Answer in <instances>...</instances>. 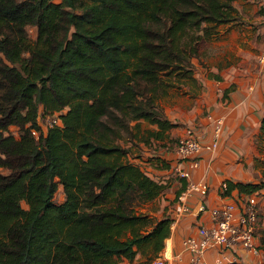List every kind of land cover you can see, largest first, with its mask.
<instances>
[{
    "label": "trees",
    "instance_id": "trees-1",
    "mask_svg": "<svg viewBox=\"0 0 264 264\" xmlns=\"http://www.w3.org/2000/svg\"><path fill=\"white\" fill-rule=\"evenodd\" d=\"M233 2L0 0V264L159 257L173 221L154 225L136 207L168 186L120 141L171 139L179 125L159 100L185 83L199 86L192 60L220 27L238 23ZM55 113L62 126L36 141L39 116ZM142 122L157 129L140 138ZM256 142L264 167V118ZM260 181L228 182L226 195L260 192L264 173Z\"/></svg>",
    "mask_w": 264,
    "mask_h": 264
},
{
    "label": "crops",
    "instance_id": "crops-1",
    "mask_svg": "<svg viewBox=\"0 0 264 264\" xmlns=\"http://www.w3.org/2000/svg\"><path fill=\"white\" fill-rule=\"evenodd\" d=\"M233 5L239 17L245 13L255 24L264 23V0H234ZM259 34L260 30L250 40H246L244 48L241 44H237L236 49L222 48L221 57L213 53L211 56L209 54L194 58V78L201 90L194 106L190 111L182 110L177 116H172L168 110L164 111L172 123L185 126L182 130L179 127L173 129L178 135L182 137L186 129H193L206 145L212 140L215 120L223 118L225 121L218 149L214 152L204 150L196 169L185 165L190 171L189 180L179 179L171 174V165L177 162L176 154L172 153L160 157L163 160H156L163 165L162 169H150V173L148 172L153 180L168 187L156 200L146 204L142 213L154 225L166 217L172 219L170 237L159 256L165 253L170 243L173 264H215L220 259L224 260L223 264H230L232 261L239 264H264L262 250L255 255L243 248L225 252L218 248L210 249L199 263H195L193 255L184 247L187 238L198 237L201 227L212 225L210 211L213 208L244 195L237 189L228 195L221 194L220 185L224 181L248 183L254 180L253 160L257 154L255 141L264 118V43ZM232 38L235 40L237 34L233 32ZM225 91L230 92L222 101ZM189 182L207 184L209 193L206 197L192 194L187 201L188 212L178 216V196L186 190ZM261 193L257 239L259 245L264 232V191ZM202 205L206 210L199 212ZM137 260L138 256L132 263L122 259L118 264H141Z\"/></svg>",
    "mask_w": 264,
    "mask_h": 264
},
{
    "label": "built area",
    "instance_id": "built-area-1",
    "mask_svg": "<svg viewBox=\"0 0 264 264\" xmlns=\"http://www.w3.org/2000/svg\"><path fill=\"white\" fill-rule=\"evenodd\" d=\"M264 60V58H263ZM224 101V97H221ZM61 113L41 114L38 118V129L31 130L36 141L45 136L51 129L62 126ZM225 121L223 118L215 120V127L212 133V140L209 144L201 142L197 133L189 129L186 135L179 140L176 150L177 162L171 165L170 172L176 178L189 180L190 171L196 169L200 164V157L204 150L214 152L219 147ZM229 191L228 181L220 185L221 194ZM209 186L203 182H189L177 200L176 211L178 216L188 212L187 201L192 194H199L202 197L208 196ZM262 193L252 195H240L236 200L225 202L210 211L212 225L201 227L198 237H189L184 241L185 249L193 255V262L199 263L201 257L210 249L218 248L222 252L233 251L243 248L246 251L258 255L260 253L258 244V226L260 219V203ZM205 206L199 208L204 212ZM168 248L162 256L157 257L152 264H173L171 249L168 257ZM232 261L231 263H234ZM220 259L215 264H223Z\"/></svg>",
    "mask_w": 264,
    "mask_h": 264
},
{
    "label": "rangeland",
    "instance_id": "rangeland-1",
    "mask_svg": "<svg viewBox=\"0 0 264 264\" xmlns=\"http://www.w3.org/2000/svg\"><path fill=\"white\" fill-rule=\"evenodd\" d=\"M252 21L253 20L251 19V17L248 14L244 13V16L239 17L238 23L234 25L220 27L218 35L214 36L210 41L204 43L201 46L199 55L202 57H206L209 54L211 56V54L216 53L218 57H221L222 48L223 49L224 48L236 49L237 44H241L242 47L244 48L246 47V44H247L245 43L246 40H250L251 36L254 33H257L259 30H260L259 38L264 43V23L255 24ZM233 32L237 34V38L235 40L232 38ZM30 36L33 40L36 37L35 31L33 29L30 30ZM200 91L201 90L199 89L197 85H194L188 82V83H185L181 89L176 88V89L171 90L166 97H163L162 99L159 100V104L160 106H162L164 111L168 110L172 116L173 115L177 116L181 114L182 110L190 111L192 109V107L194 106L196 97L200 95ZM134 124L135 123H132V126ZM179 128L182 130L185 128V126H179ZM149 129L156 130L157 127L149 125L146 122H142L141 130H140V138L143 137V135L146 134V132ZM13 130H14L13 132L17 133L16 128H14ZM187 130H189V128L186 129L182 137L186 135ZM174 131L175 130L170 131L171 139L167 140L165 143L156 142L152 140L150 141L149 144H145L143 142H139V138H138V140L134 139L132 141H127V142L120 141V144L130 150V154H129L130 160L142 166L144 171H146L147 173L148 172L150 173V169H154V170L162 169L163 165L159 164V162L156 161V160H163L160 157L165 156L166 153L176 154L179 140L182 137L178 135L179 133L177 131H175V133ZM255 145H256L257 154L253 160V168H254L253 179L254 180L248 183L241 182V184L258 185L261 182L260 179L262 178V175L264 173L263 172L264 167H261L256 162V157H260V159H262L263 155L261 154L259 150L260 147L257 145L256 141H255ZM235 183L237 184L240 182H235ZM262 191H264V188H262L259 193H261ZM55 198H56V203L64 202L65 194L63 192L62 187H59V190ZM145 205L146 204L138 205L136 207L137 213L143 214L142 210L145 209ZM22 206L24 209H28L26 202H23ZM168 246H169L168 257H170V248H171L170 243L168 244ZM137 261L140 262L141 264H151L152 262L149 256H145L143 253H139Z\"/></svg>",
    "mask_w": 264,
    "mask_h": 264
},
{
    "label": "bare ground",
    "instance_id": "bare-ground-1",
    "mask_svg": "<svg viewBox=\"0 0 264 264\" xmlns=\"http://www.w3.org/2000/svg\"><path fill=\"white\" fill-rule=\"evenodd\" d=\"M169 248V247H168Z\"/></svg>",
    "mask_w": 264,
    "mask_h": 264
}]
</instances>
